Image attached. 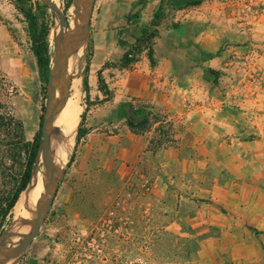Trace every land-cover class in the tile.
I'll use <instances>...</instances> for the list:
<instances>
[{"label": "rangeland", "instance_id": "rangeland-1", "mask_svg": "<svg viewBox=\"0 0 264 264\" xmlns=\"http://www.w3.org/2000/svg\"><path fill=\"white\" fill-rule=\"evenodd\" d=\"M38 1L43 4L32 0L34 9L53 21L49 38L52 59L58 24L52 9L42 13ZM54 1L64 10L71 4L66 13L71 22L75 16L73 0ZM100 1H94L96 16ZM109 2L104 12L111 14L112 21L121 28L119 43L125 52L133 50L130 58L134 61L126 67L143 62L148 67L163 63V73L158 76L166 81L164 92L169 101L157 105L142 96L127 101L152 111L150 129L133 132L123 120V108L124 115L118 120L119 128L126 125L133 134L148 137L150 153L174 144L176 121L180 124L186 115L198 110L199 103L219 104L235 116L234 123L244 130L258 121L257 112L264 110V0H204L199 5L165 0L159 25H152V20L161 0ZM146 26L147 33H143ZM92 49L90 28L87 51L82 50L68 65L74 77L68 106L78 114L76 129L84 117L88 128L91 105L86 103L83 86ZM150 49L154 51V62L148 56ZM44 85L31 49L27 19L16 0H0V116L22 121L25 138L30 141L39 131L47 101ZM201 88L204 93L199 102L197 94ZM232 90V96L246 100L243 105L230 103L228 94ZM247 106L248 114H241ZM64 122L61 115V133L54 142L61 140ZM13 124L11 139L16 142L20 134ZM76 135L77 130L52 209L18 264H199L190 244L192 230L183 223L180 229L178 223L183 222V212L196 210L207 200L198 194L200 181L185 174L181 164L180 171L174 165H161L164 160H124L117 166L112 160H91L95 151L82 157V147L89 139L86 134L75 151ZM7 140L10 139L0 132V235L13 228L15 239H20L30 211L20 214L25 206L17 210L16 204L6 219L2 214L22 177L26 155L23 153L19 160L9 158L11 141ZM74 151L76 157L70 163ZM15 221L17 225L13 227ZM178 238L188 239L189 243L177 242Z\"/></svg>", "mask_w": 264, "mask_h": 264}, {"label": "crops", "instance_id": "crops-1", "mask_svg": "<svg viewBox=\"0 0 264 264\" xmlns=\"http://www.w3.org/2000/svg\"><path fill=\"white\" fill-rule=\"evenodd\" d=\"M110 4L101 0L95 8L98 16L93 12L91 18L93 49L88 79L93 103L88 110L89 140L82 147V157L95 151L91 160H112L117 166L124 160H164L161 165L178 169L181 164L185 174L200 181L198 194L207 199L198 209L183 212V222L178 223L180 229L184 225L192 230L190 244L199 264H264V110L258 111V121L244 130L234 123L229 110L217 103H199L198 110L182 117L180 124L176 121L174 144L150 153L148 137L133 134L126 125L119 128L118 120L124 115L123 103L134 96L157 105L169 101L164 92L166 81L158 76L163 73V63L155 67L145 62L132 68L121 65L125 47L119 43L121 28L105 13ZM100 71L110 96L100 89ZM203 93L202 88L198 90L199 102ZM231 93L233 90L228 94L230 103L243 105L246 101ZM244 111L241 114H248V106ZM178 241L189 243L188 239Z\"/></svg>", "mask_w": 264, "mask_h": 264}, {"label": "water", "instance_id": "water-1", "mask_svg": "<svg viewBox=\"0 0 264 264\" xmlns=\"http://www.w3.org/2000/svg\"><path fill=\"white\" fill-rule=\"evenodd\" d=\"M40 1L52 9L59 26L54 35L55 45L46 85L47 101L41 123V141L31 178L32 181L34 173L40 169L43 176L42 189L37 203L28 209L30 216L27 218V225L20 239H15L13 228L0 235V264L20 262L33 240L40 234L52 209L64 168L61 169V158L54 145V132L71 98L74 78L69 73L68 65L70 60L82 50L87 51L90 42L91 17L95 0H73L75 16L71 22L65 10L54 0ZM31 181L21 195L28 191ZM16 225L15 221L13 227Z\"/></svg>", "mask_w": 264, "mask_h": 264}, {"label": "trees", "instance_id": "trees-1", "mask_svg": "<svg viewBox=\"0 0 264 264\" xmlns=\"http://www.w3.org/2000/svg\"><path fill=\"white\" fill-rule=\"evenodd\" d=\"M204 0H185V5H199ZM162 4L159 6L158 10L156 11L154 18L152 20V25H159L161 15H162V9H163V3L165 0H161ZM71 4H68L67 8L65 9V12L67 13V9ZM183 5V4H180ZM16 6L18 9L23 13L25 18L27 19L28 24V33L29 38L31 41V49L33 53L35 54L37 58V63L39 67L40 76L45 82L44 85V93H46V83L48 81V74L51 64V47H50V34H51V27L53 24V21L49 22V19L47 16H42L41 13L37 12L34 9V5L32 0H16ZM38 9L44 13V11L47 12L49 6L45 4H41L39 1L37 2ZM136 17L139 15L136 13L134 14ZM148 27L146 26L143 28V33H147ZM133 50H128L124 53L122 57V66H127L129 63L134 61L133 58H130V55L132 54ZM90 57L92 55V52L89 53ZM148 56L152 62H154V51L153 49H150L148 52ZM87 65L85 67L86 75L84 77V86L83 89L86 92V103L90 106L93 102L90 101V86H89V79H88V73L90 70V62L91 58H87ZM211 74L217 75L218 72L215 70H209ZM99 77V85L100 89L108 94V96L111 95L110 90H108V87L106 86V83L101 75V71L98 73ZM45 107H43L44 109ZM122 108L126 112V120L129 128L135 132V133H144L148 131L152 124L153 119V113L151 110H148L147 106H139L136 107L133 103L127 102L125 103ZM43 115H41V123H42ZM17 125V128L19 130V140L16 142H12V128L14 127L13 123ZM41 123L39 131L36 133L34 139L32 141L27 140L25 138V129L22 121H16V119L13 116H0V132L7 137L8 141H11L9 143V149H7V156L9 158H12L13 160H19L23 153L26 155V164L24 168V172L22 174V177L17 184L16 188L14 189L12 195L7 199L6 206L3 209V219H6L9 214L13 211L15 205L17 204L21 193L27 188L28 184L31 181L32 174H33V168L36 160V154L39 149V144L41 141ZM88 133V128L85 127V117L78 128L77 135H76V145H75V151L77 149V146L81 142L82 138L85 137V135ZM162 142H160L161 144ZM71 155L70 163H72L75 160L76 153Z\"/></svg>", "mask_w": 264, "mask_h": 264}, {"label": "bare ground", "instance_id": "bare-ground-1", "mask_svg": "<svg viewBox=\"0 0 264 264\" xmlns=\"http://www.w3.org/2000/svg\"><path fill=\"white\" fill-rule=\"evenodd\" d=\"M57 29H58V26L54 30V33L55 31H57ZM62 115L65 119V122H64L65 128H63L64 132H63V135L61 136V140L59 142H54V145L56 149L58 150V153L61 158V169L66 165V161H67L66 156L68 154V149L71 147L70 143H71V140H73V134L77 130L76 128L78 125L76 123V120L78 118V117L76 118V115L78 114H76L74 110L70 109L68 104L66 108L64 109ZM60 127L61 126H60V119H59L56 131L54 132V140L61 133ZM42 179H43L42 172L39 169L33 175L30 188L28 189L26 193H23L21 195L20 199L17 202V205H16L17 210H20L22 209V207L25 206L23 210L20 212V214L26 212L27 209H31L35 205L37 200L39 199L40 192L42 189Z\"/></svg>", "mask_w": 264, "mask_h": 264}]
</instances>
